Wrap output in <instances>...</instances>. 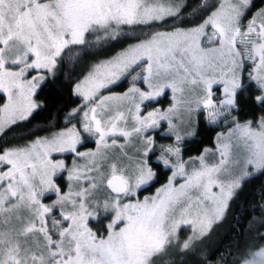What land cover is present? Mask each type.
Wrapping results in <instances>:
<instances>
[{
	"label": "snow or ice",
	"instance_id": "obj_1",
	"mask_svg": "<svg viewBox=\"0 0 264 264\" xmlns=\"http://www.w3.org/2000/svg\"><path fill=\"white\" fill-rule=\"evenodd\" d=\"M254 7L0 0V264H162L173 253L195 264H264V191L245 199L234 242L202 252L264 175V114L240 115L242 103L264 112V7L249 19ZM83 56L94 59L72 81L81 103L66 119L76 122L6 140L43 107L49 78ZM124 80L127 90L104 94ZM162 97L167 107L156 106ZM202 123L227 132L186 160L183 145ZM89 141L95 147L81 151ZM160 169L167 182L141 199Z\"/></svg>",
	"mask_w": 264,
	"mask_h": 264
},
{
	"label": "trees",
	"instance_id": "obj_2",
	"mask_svg": "<svg viewBox=\"0 0 264 264\" xmlns=\"http://www.w3.org/2000/svg\"><path fill=\"white\" fill-rule=\"evenodd\" d=\"M158 31L168 30L167 28L160 27L157 28ZM119 44L111 45L106 47L104 51L100 54L113 53L114 49L118 50ZM87 56H83L76 63H66L64 67L58 72L55 78L50 77L49 81L45 83L41 89L38 91L37 99L42 103L43 107L34 113V118L30 119V122H26L22 127L15 128L10 131L5 137L8 141H18L22 136H27L29 133L35 135H45L50 131L65 128L68 125H72L76 121L73 119L69 123L66 119L68 114L74 109V107L79 106L81 103L80 99L73 94L72 88L74 81L80 75V69L78 67L81 61L86 59ZM127 80L121 82L116 90L125 89ZM162 101V107H167L169 104L170 97L160 98ZM2 102V101H0ZM157 106V105H156ZM264 114L258 107H253L248 103H242L241 105V119H253ZM221 126H207L201 124L198 134L194 137H188L183 145V156L184 159H188L190 156H197L201 153L204 148H210L214 144V139H216L217 132L220 130ZM91 142V141H90ZM167 138H158V143L168 144L171 143ZM85 149V148H83ZM168 171L160 169L159 170V180L153 186L163 182L165 180V174ZM153 186L149 188L152 190ZM247 195L242 197L237 205H233V213L235 220L232 219L230 215L229 220L223 225L217 228L211 238L206 241V245L202 247V252L208 254L217 248L226 247L229 242H234L236 239L235 233L232 228L234 224L240 221L242 215L245 212V199L252 201L253 197L257 200L259 199V194L264 191V175L257 174L256 177L252 178L251 181L246 185ZM175 256V257H173ZM170 260H175L176 264H180L181 260L186 261V264H195L196 258L193 256L181 257L179 255H173L171 257H165L162 264H170Z\"/></svg>",
	"mask_w": 264,
	"mask_h": 264
},
{
	"label": "rangeland",
	"instance_id": "obj_3",
	"mask_svg": "<svg viewBox=\"0 0 264 264\" xmlns=\"http://www.w3.org/2000/svg\"><path fill=\"white\" fill-rule=\"evenodd\" d=\"M254 3H255V7H254L253 9H251V11H250V13H249V19L251 18L252 15L255 14V12H256L260 7H264V0H254ZM164 31H166V30H164ZM113 53H114V52H113ZM113 53H109V54H107V55H106V54H100V53H99V55H100L101 57H106V56H108V55H110V54H113ZM93 59H94V57H92V56H87L86 59L82 60V61H81V64H82V65H80V66L78 67V69L81 70L80 72H82L83 69H85V68L87 67V65H88ZM129 79H130V78H129ZM129 86H130V84H129V81L127 80V84H126L125 89H123V90H122V89H121V90H116V89L114 88L113 91H112L111 93L105 91L104 94H105V95H111V94H114V93H120V92H123V91L127 90V88H128ZM157 106H158V105H157ZM76 107H78V106H76ZM76 107H74V108H76ZM148 110H151V108H149ZM244 120H248V119H244ZM71 126H72V125H68L67 127H71ZM65 128H66V127H65ZM61 129H64V128H61ZM61 129H57V130H61ZM54 131H56V130H54ZM219 132H225V133H226V132H227V127H226V126H221L220 130H219L217 133H219ZM47 134H48V133H47ZM47 134H45V135H47ZM121 142H122V141H121ZM94 147H95L94 143L89 141V142L86 144V146L83 147V148H85V149L81 148L80 150H81V151H86L87 149H89V148H94ZM210 148H212V149H215V148H216V139H214V144H213ZM60 158H66V159H68V160L70 161V160H71V155H70V154H65V156L60 157ZM215 158H216V159H219V155H218V153H217V155H216ZM170 175H171L170 172L166 173V174H165V180H164L163 182L157 184L156 186L154 185L151 191H149V190H147V191H143V192L140 194V198L142 199L144 196L152 195V194L156 191L157 188H159L162 184H164V183L167 182V179H168V177H169ZM185 234H186V233H185ZM173 255H178V254L173 253ZM173 257H175V256H173Z\"/></svg>",
	"mask_w": 264,
	"mask_h": 264
}]
</instances>
